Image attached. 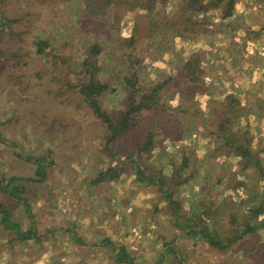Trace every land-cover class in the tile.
Instances as JSON below:
<instances>
[{
  "label": "rangeland",
  "instance_id": "rangeland-1",
  "mask_svg": "<svg viewBox=\"0 0 264 264\" xmlns=\"http://www.w3.org/2000/svg\"><path fill=\"white\" fill-rule=\"evenodd\" d=\"M1 5L4 21L8 23L1 20L0 9V25L4 26L0 30L6 29L3 34L6 39H9L8 28L12 31V41L21 37L23 44L19 46L27 48L29 58L27 66L18 58L10 63L3 58L0 71L4 77L23 71L26 77L21 82L30 89L23 93L20 89L4 86L6 78L0 81L1 131L3 137L14 144L13 147L0 143V205L10 211L12 221L19 225V230L5 227L0 215V264H85L80 260L58 262L52 258L56 253L67 254L68 259L75 257L70 255L74 242H70V232L57 234L61 231L59 227L79 231L80 239L93 245L97 242L89 240L90 237L87 239V231L98 232L100 242L108 241L107 244L117 247L114 250L108 246L107 251L103 247L87 255L86 258L93 261L98 254L102 264H129V259L134 264H264V208L257 220L249 214V209L264 206V109L256 108V102L264 97V0H234L232 17L227 21H222L218 12L202 15L197 20H206L208 26L194 35L169 38L166 28L153 29L158 34L153 32L142 49L140 83L143 87L147 89L170 76L176 80L171 85L172 90L163 93L162 104L166 105L167 113L157 118L166 119L170 129L180 136L161 142L146 171L148 177L160 172L172 177L174 166L182 164L183 156L190 158L184 171L186 176L194 166H199L200 177L207 170L203 166L210 164L208 167L216 179L206 184L202 178L198 181L208 185L207 189L201 193L200 185H184L177 197L183 202V211L188 217H201L195 216L201 201L206 203L205 208L216 211V218L207 220L208 228L217 229L223 238L232 236L235 231L241 234L244 221L254 220L258 225L256 235L246 236L225 253L213 248L203 235L192 237L171 225L170 204L159 191L160 185H154L152 179L140 181L137 168L143 166L134 163L130 156L128 149L132 142H119L118 147L126 153L113 155L106 149V131L98 119L67 112L58 104L56 95L62 84L75 82L83 52L97 42L99 33L105 29L85 18L84 6L49 8L48 4L36 0H0ZM25 10L34 15L21 18ZM134 16L130 14L121 22L122 36L129 33ZM248 29L259 31L261 36L257 43L249 44V52L243 54L241 34ZM36 38L48 40L53 49L49 47L43 54H37L33 46ZM102 40L104 42V38ZM113 41L112 38L104 42L98 60L99 76L110 84L103 98L104 106L109 111L121 113L128 108L130 92L124 83L127 70L122 68L121 57L128 51L116 48ZM57 54L61 59H54ZM192 55L201 62L202 71L198 75L204 83L183 86L186 81L183 65ZM63 60L70 61L69 65ZM18 62L16 69L8 68ZM225 92L244 98V102L253 107V111L239 122L237 131L243 136L249 132L252 137L249 148L260 162L259 168L245 171L240 160L226 156L215 161L207 151L210 137H213L210 130H214V126L208 114L198 120L196 111L201 109L208 113L220 103ZM54 119H67L73 125L68 133H63V127L56 128L58 133L54 138L49 133L58 124ZM64 126L66 128L65 122ZM242 142L248 145V140ZM15 146L25 159L15 154ZM30 157L43 159L47 167L46 179H39L38 166L27 161ZM52 161L55 164L48 167ZM212 161L216 162L214 167ZM109 169L121 174L119 181L88 183ZM13 176L29 179L23 182L26 190L23 196L36 216L30 215V218H34L38 225L36 230H40L33 239L24 236L31 227V220L28 217L27 221L24 213L27 205L17 202L8 191L6 178ZM82 211L90 215L86 222L79 220ZM235 224L240 226L236 228ZM21 233L23 237L19 239ZM92 248L81 246L80 249L91 251Z\"/></svg>",
  "mask_w": 264,
  "mask_h": 264
},
{
  "label": "trees",
  "instance_id": "trees-1",
  "mask_svg": "<svg viewBox=\"0 0 264 264\" xmlns=\"http://www.w3.org/2000/svg\"><path fill=\"white\" fill-rule=\"evenodd\" d=\"M38 3L48 4L49 8H64L69 6L83 7L86 12L85 18L92 19L102 29L100 36L97 37V42L89 46L84 52L81 61L78 65L79 72L76 74L75 82H68L62 84L59 94L56 95L58 104L74 113L81 115L85 114L87 119L90 117L96 118L104 126L106 131V149L108 152L115 156H122V151L118 147V143L132 142L128 151L134 163H140L142 167L137 168L139 178L141 182L152 179L154 185H160L159 191L162 193L165 200L170 204L171 218L170 223L178 230H183L185 233L192 237L203 235L205 239L211 244L213 248H217L220 252L231 251L232 247L237 245L240 241H243L248 235H256L258 231V225L254 224V220L262 213L264 206H260L257 210L249 209V214H253L254 220L244 221L241 230V234L237 231L232 232L230 237L223 238L217 229L211 231L208 228L209 221L207 220L216 218V211L212 212L211 208H205L206 203L201 201L198 210H195V216H201L194 219V217H188L183 211V202L177 197L178 190L184 185L194 184V187L200 185L201 193H203L208 185H201L198 181L201 180L206 184L216 179L213 177L208 167L210 164H206L205 172L199 176V166H194L189 172V176H186L184 171L187 170L190 158L183 156L182 164L174 166V172L172 177L168 178L163 172L159 175L151 177L147 174L154 153L157 148L160 147L161 142L179 138L177 133H174L170 129V126L166 119H158L160 115L167 113L166 105L162 104L163 93L171 91V85L176 80L174 77L166 80H160L154 85H150L149 88H145L142 85L140 71L143 62L142 49L151 40L154 31L160 28H166V35L168 37L176 36H188L194 35L202 30L206 29L208 22L206 20L198 21L197 18L202 15H207L210 12H218L222 21H227L232 17L234 0H36ZM2 19L5 20L4 7L0 6ZM130 14H135L132 21V26L129 33L122 36L120 26L123 19ZM160 14V17H159ZM32 11L25 10L21 18H27L33 16ZM7 24V21H4ZM27 22V21H24ZM94 23V22H93ZM92 26L93 24H89ZM86 25V26H89ZM4 27L0 25V29ZM85 28V27H84ZM155 29V30H153ZM6 31L5 28L0 30V64L4 62L3 58H7L10 63L12 60H20L24 63V66L28 64V52L26 47L19 46L22 39L12 41L10 33L11 29L8 28L9 39H6L3 35ZM83 31V30H81ZM127 31V32H128ZM154 32V33H153ZM158 33L156 32L155 35ZM260 32L248 29L247 32L241 34L243 41V54H247L249 50L247 46L249 44H255L260 39ZM112 41V45L118 49H125L128 53L122 55L123 69L127 70V76L124 78V83L129 89L128 96V108L121 113L109 111L103 104V98L110 89V84L100 78L99 72L101 67L99 66V56L103 53L104 42ZM245 41V42H244ZM240 42V41H239ZM86 45V44H85ZM85 45L83 47H85ZM33 46L36 49L37 54H43L47 49H53L52 44L50 46L48 40L38 39L33 42ZM239 46V45H238ZM84 49V48H82ZM23 53V54H22ZM61 55L57 54L54 59H61ZM98 61V62H97ZM119 61V58L118 60ZM70 61L63 60L65 65H69ZM18 63H12L10 69H16ZM23 65V64H20ZM202 71V65L198 57L192 55L184 62L182 72L186 78L183 82V86L189 83V85L197 86L196 83H204L199 77V72ZM8 74L5 77L0 71V81L4 79V86L12 87L23 93H26L30 88H25L21 82L26 76L23 74ZM39 76V74H37ZM194 90L196 88H193ZM223 99L220 103L212 108L211 111L206 113L201 109H197L196 116L198 120L201 117L208 114L211 117V125L214 126V130H210L213 137H210V146L207 151L212 153L211 159H219L220 157L236 158L245 171H249L253 168H259L260 162L256 160L255 153L250 150V143L252 137H249V132H246L245 136L241 135L237 128L239 122L246 118L249 111H253V107L245 103V99H239L236 94L225 92ZM55 94V93H54ZM197 94V93H195ZM50 95V94H49ZM257 110L264 109V97L256 102ZM158 115V116H157ZM148 118L149 120H147ZM154 118V120H153ZM157 118V119H156ZM57 119H54V123H57ZM64 122L66 128L64 126ZM73 124L67 121V119H61L57 125H54L52 131H49L50 136L57 137L56 128L63 127V133H68V129ZM249 128V126H247ZM70 131V130H69ZM88 131H86L87 133ZM66 135V134H65ZM159 138V140H158ZM161 140V141H160ZM242 140L248 145H245ZM0 143H5L14 147V144H10L4 137L1 131L0 124ZM159 145V146H158ZM75 148V147H73ZM15 154L25 159L15 146ZM76 149V148H75ZM160 153H164L160 150ZM220 152H223L221 155ZM78 156V154H76ZM27 161L32 162L35 166H38L37 174L41 177L40 180L46 179L47 167L44 165L42 158H27ZM251 162V163H250ZM55 164V161L51 162L49 166ZM216 164L213 161L211 165ZM252 166H251V165ZM124 171V170H123ZM147 174V175H146ZM120 175L115 169H109L106 172H102L97 175L96 178H92L88 181L90 185H99L104 182L119 181ZM146 176V177H145ZM199 178V179H198ZM9 182L11 197L17 202L27 205L29 209V201L23 196L26 192L23 186L24 181H28V178L13 176L7 179ZM218 181V180H217ZM165 188V189H164ZM199 193L195 196H198ZM205 208L206 210H201ZM0 215L2 223L5 227L13 230H19V225L10 221V211L0 205ZM252 216V215H249ZM216 221V220H214ZM237 223L236 217L234 218ZM233 223V222H232ZM34 225V222H32ZM234 225V224H233ZM236 228L240 225H236ZM30 233V234H29ZM36 232L31 229L28 233L24 234L26 239L34 236ZM260 247V246H259ZM256 248V247H255ZM253 248V249H255ZM168 250H172V247L167 246ZM175 254V253H174ZM163 256V255H162ZM128 258V257H126ZM122 259V258H120ZM130 260V259H129ZM118 261V258H116ZM129 263V262H128Z\"/></svg>",
  "mask_w": 264,
  "mask_h": 264
},
{
  "label": "crops",
  "instance_id": "crops-1",
  "mask_svg": "<svg viewBox=\"0 0 264 264\" xmlns=\"http://www.w3.org/2000/svg\"><path fill=\"white\" fill-rule=\"evenodd\" d=\"M39 179H41V177H39ZM43 203H46L47 204V202H44V199H40ZM38 201V200H37ZM42 203V204H43ZM24 213H25V215H27V221H28V217H29V220H31V227H30V229L28 230V231H26L27 233L32 229L33 230V232H39L38 230H36V229H38V225H37V223H35V220H34V218H30V215H32L33 217H36L35 216V214L33 215L32 213H31V211L29 210V209H25L24 210ZM35 213V212H34ZM80 218H79V220L81 221L82 219L86 222V217H90V215L88 214V212L86 211V214L84 215V213H83V211L81 212V214H80V216H79ZM12 215H10V221L12 222V223H17V222H15V221H12ZM32 222H34V225H32ZM18 225V224H17ZM81 228H83V227H81ZM58 229V228H57ZM16 230V229H15ZM59 230H61V231H59V232H57V234H59V233H62V232H70V236H71V240H70V242L71 241H74L73 242V244L71 245L72 247H70V250H71V254L70 255H74L77 259H75V257H74V259H68V256H67V254H61L60 255V253L59 254H57L56 252V254H55V256H53L52 258H56L57 260H58V262H67V261H72L73 263H75V262H78V260H80V262H82V263H85V264H91V261L92 260H90V259H88V258H86L87 257V255L89 254V253H91V252H93L94 253V251H100L101 250V248H106V251L108 250V246H110L111 248H113L114 246L113 245H109V244H107L106 242H108V241H104V240H102V242H100V240H99V236H98V232L97 233H90V232H88L87 231V234H86V236H87V239H88V237H90L89 238V240L90 239H92L93 241H96L97 243H94V245L93 244H90V243H88V244H86L84 241H83V239H80V235H79V231L77 232V231H75V229H67V228H60L59 227ZM30 234V233H29ZM39 234V233H38ZM36 235V234H35ZM35 235L33 236L32 235V237H30L29 239H33L34 237H35ZM42 236H43V233H42ZM20 238L19 239H21L22 237H23V235H22V233L20 234V236H19ZM62 240V239H61ZM63 241V240H62ZM90 245V246H89ZM81 246H87V248H89V247H93L92 248V250L91 251H88V250H83V249H80L81 248ZM56 247H57V244H56ZM97 247H100V248H97ZM78 249H79V251H78ZM100 249V250H99ZM118 248L117 247H114V250H117ZM87 251V252H86ZM167 250H165L164 251V253L166 252ZM77 254V255H76ZM110 257H111V255H110ZM112 257H114L115 258V256L114 255H112ZM165 258V257H164ZM94 260L92 261V264H97V263H100V264H102V262H101V260H99V255L97 254V256H95V258H93ZM102 259V258H101ZM127 262H129V264H134V261L132 260V259H130V260H127Z\"/></svg>",
  "mask_w": 264,
  "mask_h": 264
}]
</instances>
